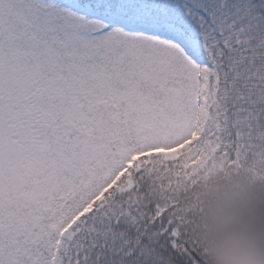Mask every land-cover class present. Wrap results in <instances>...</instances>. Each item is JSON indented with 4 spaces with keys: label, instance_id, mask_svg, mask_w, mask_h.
Here are the masks:
<instances>
[{
    "label": "snow or ice",
    "instance_id": "snow-or-ice-1",
    "mask_svg": "<svg viewBox=\"0 0 264 264\" xmlns=\"http://www.w3.org/2000/svg\"><path fill=\"white\" fill-rule=\"evenodd\" d=\"M253 145L264 0H0V264H205L196 162Z\"/></svg>",
    "mask_w": 264,
    "mask_h": 264
},
{
    "label": "clouds",
    "instance_id": "clouds-1",
    "mask_svg": "<svg viewBox=\"0 0 264 264\" xmlns=\"http://www.w3.org/2000/svg\"><path fill=\"white\" fill-rule=\"evenodd\" d=\"M196 242L205 264H264V181L225 171L197 189Z\"/></svg>",
    "mask_w": 264,
    "mask_h": 264
},
{
    "label": "trees",
    "instance_id": "trees-1",
    "mask_svg": "<svg viewBox=\"0 0 264 264\" xmlns=\"http://www.w3.org/2000/svg\"><path fill=\"white\" fill-rule=\"evenodd\" d=\"M253 148L255 150H253ZM236 164L235 168H223L219 165L213 164L211 167L205 169V162L197 161V167L194 168L193 174L197 171L203 170L204 174L199 178L200 181H204L212 175L217 173H223L225 171L233 172L238 175H243L246 177H251L253 179L264 181V146L253 145L251 148L246 149L244 153L238 156L237 160L234 162ZM196 236V226L195 234Z\"/></svg>",
    "mask_w": 264,
    "mask_h": 264
},
{
    "label": "rangeland",
    "instance_id": "rangeland-1",
    "mask_svg": "<svg viewBox=\"0 0 264 264\" xmlns=\"http://www.w3.org/2000/svg\"><path fill=\"white\" fill-rule=\"evenodd\" d=\"M195 241H196V238H195ZM197 243V242H196ZM197 247H198V245H197Z\"/></svg>",
    "mask_w": 264,
    "mask_h": 264
}]
</instances>
